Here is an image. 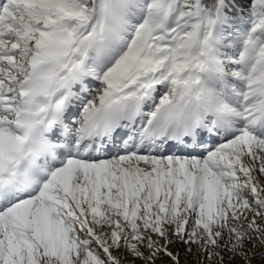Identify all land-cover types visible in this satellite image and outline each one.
Masks as SVG:
<instances>
[{
  "label": "snow or ice",
  "instance_id": "1",
  "mask_svg": "<svg viewBox=\"0 0 264 264\" xmlns=\"http://www.w3.org/2000/svg\"><path fill=\"white\" fill-rule=\"evenodd\" d=\"M0 264H264V0H0Z\"/></svg>",
  "mask_w": 264,
  "mask_h": 264
}]
</instances>
